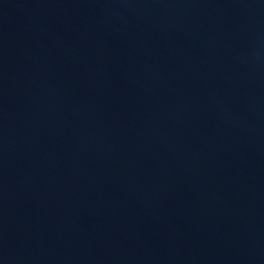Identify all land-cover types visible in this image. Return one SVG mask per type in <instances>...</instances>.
I'll return each instance as SVG.
<instances>
[{
  "label": "water",
  "instance_id": "obj_1",
  "mask_svg": "<svg viewBox=\"0 0 264 264\" xmlns=\"http://www.w3.org/2000/svg\"><path fill=\"white\" fill-rule=\"evenodd\" d=\"M0 264H264V0H0Z\"/></svg>",
  "mask_w": 264,
  "mask_h": 264
}]
</instances>
